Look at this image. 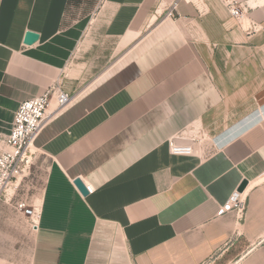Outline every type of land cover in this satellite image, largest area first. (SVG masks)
Masks as SVG:
<instances>
[{
  "label": "crops",
  "instance_id": "obj_1",
  "mask_svg": "<svg viewBox=\"0 0 264 264\" xmlns=\"http://www.w3.org/2000/svg\"><path fill=\"white\" fill-rule=\"evenodd\" d=\"M174 1L2 0L0 136L57 80L75 97L0 198V264H264V0Z\"/></svg>",
  "mask_w": 264,
  "mask_h": 264
},
{
  "label": "built area",
  "instance_id": "obj_2",
  "mask_svg": "<svg viewBox=\"0 0 264 264\" xmlns=\"http://www.w3.org/2000/svg\"><path fill=\"white\" fill-rule=\"evenodd\" d=\"M179 0H175L167 9L164 18H175ZM233 16H240L241 5L237 0H223ZM2 0H0L1 6ZM74 95L63 90L61 81L47 88L42 94L22 102L15 112L13 126L9 134L0 136V198L12 201L21 181L31 175L34 164V141L54 112L67 107L74 100ZM172 151L178 154L191 152L190 146L170 142ZM89 194L95 192L92 185L85 184ZM29 220L33 228L38 227L40 210L36 205H29L21 200L15 204ZM234 210L239 215L245 211V202L238 191L220 206L218 214Z\"/></svg>",
  "mask_w": 264,
  "mask_h": 264
},
{
  "label": "water",
  "instance_id": "obj_3",
  "mask_svg": "<svg viewBox=\"0 0 264 264\" xmlns=\"http://www.w3.org/2000/svg\"><path fill=\"white\" fill-rule=\"evenodd\" d=\"M38 38H39V34H37L36 32H33V31H28L26 33V36H25V43L26 44H32ZM75 184L77 185V187L81 190V192L83 194H86V195L88 194L87 187H86V185L84 184V182L80 178H77L75 180ZM247 184H248V181L247 180H243V182L240 184V186L238 188V191L242 192L246 188Z\"/></svg>",
  "mask_w": 264,
  "mask_h": 264
}]
</instances>
